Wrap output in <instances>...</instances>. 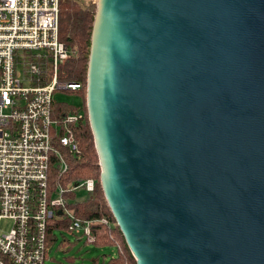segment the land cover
<instances>
[{"label": "water", "instance_id": "95a60500", "mask_svg": "<svg viewBox=\"0 0 264 264\" xmlns=\"http://www.w3.org/2000/svg\"><path fill=\"white\" fill-rule=\"evenodd\" d=\"M85 107L135 264H264V0H95Z\"/></svg>", "mask_w": 264, "mask_h": 264}, {"label": "built area", "instance_id": "2783aa9c", "mask_svg": "<svg viewBox=\"0 0 264 264\" xmlns=\"http://www.w3.org/2000/svg\"><path fill=\"white\" fill-rule=\"evenodd\" d=\"M58 31L59 0H0V225L10 223L0 229V264H45L46 233L57 220L85 244H94L95 225H109L69 208L80 202L78 191L94 192V179L51 177L64 179L84 121L53 99L57 90L81 88L59 79L70 50Z\"/></svg>", "mask_w": 264, "mask_h": 264}, {"label": "trees", "instance_id": "16d2710c", "mask_svg": "<svg viewBox=\"0 0 264 264\" xmlns=\"http://www.w3.org/2000/svg\"><path fill=\"white\" fill-rule=\"evenodd\" d=\"M95 12V0H59V39L70 50V55L62 67L63 73L60 80L79 82L80 90L76 95L80 98L77 105L63 104L60 107L65 112L80 111L84 121L75 131L77 151L68 157L67 172L62 178H57L54 171L51 177L55 181L74 183L77 180L94 179L96 187L93 193H87L80 202L69 204V208L78 216L86 219L106 218L109 225L97 224L93 227L95 234L94 247L96 250H107L102 254L89 259L90 264H135L124 238L115 225V222L106 206L103 193L99 185L100 169L93 145L92 135L87 120L85 107L86 67L89 50V40ZM50 175V174H49ZM74 199V194L68 196ZM67 230L65 222L57 220L51 223L46 233L45 260L56 261L51 255L54 248L66 253L68 241L63 236ZM61 235L62 238H58ZM67 263L73 261L72 257H62Z\"/></svg>", "mask_w": 264, "mask_h": 264}, {"label": "rangeland", "instance_id": "374dc122", "mask_svg": "<svg viewBox=\"0 0 264 264\" xmlns=\"http://www.w3.org/2000/svg\"><path fill=\"white\" fill-rule=\"evenodd\" d=\"M53 99L55 102L77 105L80 103L79 96L76 95L75 92L65 91V90H57L53 93ZM86 192L78 191L76 194V199L81 201L85 198ZM10 223L7 221H3L0 225V229L5 231L8 230ZM63 236L68 241L66 245L67 252L62 253L60 249H52L51 255L56 259V261H50L48 259L45 260V264H90L89 259L106 252L107 250H96L93 244H85L82 239H79L73 233L65 232ZM58 238H62L61 235H58ZM72 257L73 261L67 263L62 257Z\"/></svg>", "mask_w": 264, "mask_h": 264}]
</instances>
